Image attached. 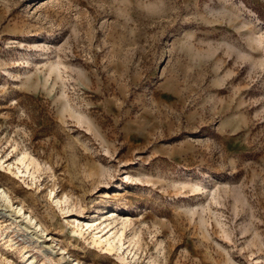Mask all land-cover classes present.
<instances>
[{"label": "rangeland", "instance_id": "374dc122", "mask_svg": "<svg viewBox=\"0 0 264 264\" xmlns=\"http://www.w3.org/2000/svg\"><path fill=\"white\" fill-rule=\"evenodd\" d=\"M0 190V264H264V0H0Z\"/></svg>", "mask_w": 264, "mask_h": 264}, {"label": "bare ground", "instance_id": "6f19581e", "mask_svg": "<svg viewBox=\"0 0 264 264\" xmlns=\"http://www.w3.org/2000/svg\"><path fill=\"white\" fill-rule=\"evenodd\" d=\"M6 165H7V168L9 169L11 163H6ZM17 171H18V173L19 172L21 173V170L18 169ZM7 197L8 196L4 192H2V190H0V200H2L5 203L4 208L10 207L11 208L10 210H12L11 213L8 212V215L14 213V215L13 214L11 215V216H13L12 218H16V216L18 217L19 215H21L24 219L26 218V220L29 221L30 218L28 217L27 214H25L23 211H21L22 210L21 207H17V208L16 207H12V205L9 203V200H8ZM54 201H55L56 204L60 202L59 199H54ZM85 225L89 227L91 224L85 222ZM105 226H107V225H104L103 228H101L99 231H95L92 234V242L97 244V245H104L105 250L108 251V252H113L114 250L120 249L121 246H122V242H121V238H120V236L122 234L121 230H118V229L109 230L108 228L104 229ZM23 227H27V226H25V224H24ZM76 227L77 228L72 229V231L76 232L79 236H81L82 235L81 227L78 226V225H76ZM27 233L28 232H26L25 234H27ZM28 234H29V237H30V233H28ZM46 251H49V250L46 249ZM61 257L62 256H60V258ZM117 257L119 259H121V260H125V256L123 254L117 255ZM31 260L32 259H30V261ZM65 261H66V264H78L76 261H73L71 259H67Z\"/></svg>", "mask_w": 264, "mask_h": 264}]
</instances>
